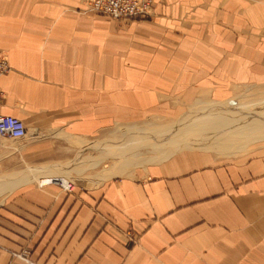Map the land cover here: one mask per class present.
I'll return each mask as SVG.
<instances>
[{"label":"crops","instance_id":"0c3cea01","mask_svg":"<svg viewBox=\"0 0 264 264\" xmlns=\"http://www.w3.org/2000/svg\"><path fill=\"white\" fill-rule=\"evenodd\" d=\"M154 4L0 0V116L27 128L0 139V264H264L263 128L177 135L264 100V0Z\"/></svg>","mask_w":264,"mask_h":264},{"label":"built area","instance_id":"2783aa9c","mask_svg":"<svg viewBox=\"0 0 264 264\" xmlns=\"http://www.w3.org/2000/svg\"><path fill=\"white\" fill-rule=\"evenodd\" d=\"M81 12L102 15L115 22L127 25L133 21H143L154 16V0H83ZM11 70L6 55L0 51V78ZM27 137V128L18 118L0 116V139L23 140ZM60 185V184H59ZM66 191L73 190V184L63 187ZM26 259V254L19 255Z\"/></svg>","mask_w":264,"mask_h":264},{"label":"bare ground","instance_id":"6f19581e","mask_svg":"<svg viewBox=\"0 0 264 264\" xmlns=\"http://www.w3.org/2000/svg\"><path fill=\"white\" fill-rule=\"evenodd\" d=\"M239 108V107H238ZM213 110V109H212ZM210 111L208 108H200L198 111L194 112L193 114H189L185 117V119L182 122V127L184 128V132H187V134L191 133V130L188 128H202L200 129V134L204 133L207 136H210L209 142H203L200 143L197 140H195V144L203 147H213L216 148L219 146L218 144L221 142H225V139L228 137L234 136L237 134V132H240V130L244 128H260V124L264 121L263 115H251V113H238V114H226L225 117H222L219 121H210L209 116H213L214 112H216L218 115L219 113L224 112H218V111ZM248 110V109H247ZM225 111V110H224ZM244 111V109H243ZM218 117V116H215ZM227 120V121H226ZM230 120V122H228ZM227 123V124H226ZM230 123V124H229ZM210 128H221L219 130L217 129H210ZM202 131V132H201ZM198 133V132H197ZM186 134V135H187ZM199 134V135H200ZM197 136V135H196ZM217 138H221L220 140L216 141ZM192 140V139H186ZM209 143V144H208ZM216 143V144H212ZM69 183H63V187H68Z\"/></svg>","mask_w":264,"mask_h":264},{"label":"rangeland","instance_id":"374dc122","mask_svg":"<svg viewBox=\"0 0 264 264\" xmlns=\"http://www.w3.org/2000/svg\"><path fill=\"white\" fill-rule=\"evenodd\" d=\"M235 104H236V102H232L231 103V105H232V108H234V106H235ZM248 107H247V111L248 112H250V113H252V112H255V113H258L257 115H263L264 116V100H262V101H258V102H249L248 103ZM261 126H260V128H263L262 129V134H264V121H263V123H261L260 124ZM180 134V135H179ZM178 136H175L174 137V135H171L170 137H167L166 139H168L167 141L168 142H173V141H176V138L178 139V141H182V140H185V139H187V138H190L192 135L191 134H189V136H187L186 134H182V133H178L177 134ZM200 136H203V135H200ZM125 139V138H124ZM59 166H57L56 167V171H55V174H60V172H61V168L59 167ZM73 189H74V186H73Z\"/></svg>","mask_w":264,"mask_h":264}]
</instances>
